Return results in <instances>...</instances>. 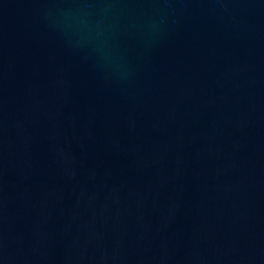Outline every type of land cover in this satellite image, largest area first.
I'll list each match as a JSON object with an SVG mask.
<instances>
[{
  "label": "water",
  "instance_id": "water-1",
  "mask_svg": "<svg viewBox=\"0 0 264 264\" xmlns=\"http://www.w3.org/2000/svg\"><path fill=\"white\" fill-rule=\"evenodd\" d=\"M0 264H264V0H0Z\"/></svg>",
  "mask_w": 264,
  "mask_h": 264
}]
</instances>
